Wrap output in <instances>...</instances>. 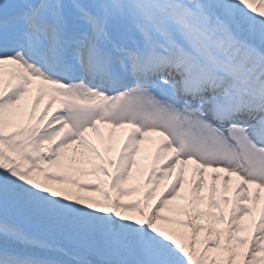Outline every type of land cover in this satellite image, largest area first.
Here are the masks:
<instances>
[{
	"label": "snow or ice",
	"instance_id": "1",
	"mask_svg": "<svg viewBox=\"0 0 264 264\" xmlns=\"http://www.w3.org/2000/svg\"><path fill=\"white\" fill-rule=\"evenodd\" d=\"M34 81L33 113L49 96L43 113L6 133L10 110ZM99 124L133 129L115 161L86 138ZM153 134L162 138L156 161L172 156L152 166L146 183L179 171L155 203V188L123 203L136 189L121 185ZM70 144L100 161L93 167L110 176L115 198L42 167ZM206 176L208 210L200 211ZM232 177L234 199H217V181L226 193ZM185 184L187 205L169 207ZM262 192L264 0H0V264H264V208L254 215Z\"/></svg>",
	"mask_w": 264,
	"mask_h": 264
},
{
	"label": "rangeland",
	"instance_id": "2",
	"mask_svg": "<svg viewBox=\"0 0 264 264\" xmlns=\"http://www.w3.org/2000/svg\"><path fill=\"white\" fill-rule=\"evenodd\" d=\"M42 103V101H41ZM41 103L39 106L36 107L35 112L33 113L34 116H32V119H35V123L37 122V119L39 118L40 112L43 113L44 108H42ZM33 105L28 104V101L26 99V96L21 99L18 105L14 106L11 110V124L6 127L5 131L6 133H10L12 131H16L21 127H24L25 124L23 123L24 121V112L28 111V109L32 110ZM52 110V108L50 109ZM49 110V111H50ZM6 117H9V112H6ZM34 125V124H33ZM86 138L92 143V145L99 151L100 155L104 158L105 161L111 159L113 161L117 160L119 155L114 157V154L111 153V147L109 145V140L106 137V135L101 136L99 138L96 133H93L92 137H90L89 134H85ZM61 137L57 136L54 140L52 141H45L44 143L50 144L51 147H54L56 142ZM146 138V137H145ZM140 144H144V140ZM112 140V139H111ZM127 140L126 137L123 138V140L119 143V149L123 146L125 141ZM161 140V139H160ZM159 140V141H160ZM159 141L156 143L155 148L151 149V152L145 155L140 154V152H137L135 160L136 163L134 164L132 170H131V175L130 178L125 181L121 187H124L126 189H136V191L133 193L131 196H124L121 197V202L123 203H128L132 202L134 200L140 199L143 201V197L145 193L148 191L152 190L155 188V191L153 193V197L151 200L148 201L149 204H153L158 200L166 191L169 185L173 182L175 179L176 174L179 171V165H177L176 169L173 170L170 176H165L163 179L159 181V184H147L146 183V178L149 172L152 169V166L155 164L156 167H162L168 159L171 158L172 153L166 152V153H161V157H164V159H161L160 161H156L155 155L157 148L159 147ZM103 145H106V150H102ZM139 145V146H140ZM60 155L58 157V163L55 165H48L44 164L42 167H44L46 170L55 172L60 175H66L72 179H75L79 181L80 183H92V184H100L101 187L105 191H109L110 194L115 198L117 196V191L114 189H111L110 184V176H104L103 173L99 172L98 170H95L93 165L94 164H99L100 161L96 160L94 158H90L89 155L82 149L80 148L77 144H70L66 148L60 149L59 150ZM107 168V171L109 174H114L115 173V166H108L107 164L104 165ZM191 165L188 166L186 170V179H191ZM43 179L42 177H40ZM232 180V179H231ZM235 183L236 180L233 179L232 183H230L228 191L225 193L223 190V183L221 181H217V199L223 194L227 195L229 200L231 201L234 199V193H235ZM210 185H211V180L206 176V184L204 188L201 190L200 195L205 197L204 202L198 203L196 205V208H198L200 211H207V197L210 194ZM54 186H59V185H54ZM71 187L70 185H67ZM188 185L185 184L184 187L182 188L180 195L177 196L176 199L171 200L169 202V207L172 206H185L188 203V199L190 198L188 192ZM72 191L77 192L78 194L82 196H89L94 199H102L100 196L99 192H90V191H84L79 188H72ZM187 197L185 199H181L180 197ZM261 203L256 206V210L254 212V215L258 218L259 217V211L261 208H264V192L261 193ZM221 207L224 209L225 215L227 216L228 213L230 212L231 209V203L228 205H221ZM213 211H216L213 209ZM162 214L164 215H169L172 219L174 220H186L187 217L184 216L182 213H169L167 210L163 212ZM197 223L204 224L205 228L201 232L197 234V240H198V248H202L203 244L202 241L207 235V225L209 221L207 218H203L201 220H198ZM168 227H178V225H166ZM213 227L217 229H222L225 227L224 224H219L213 222ZM182 231L185 232H190L188 229H181ZM239 235H247V233H239ZM224 237H221V243L224 242ZM211 255V254H210Z\"/></svg>",
	"mask_w": 264,
	"mask_h": 264
},
{
	"label": "bare ground",
	"instance_id": "3",
	"mask_svg": "<svg viewBox=\"0 0 264 264\" xmlns=\"http://www.w3.org/2000/svg\"><path fill=\"white\" fill-rule=\"evenodd\" d=\"M9 70L10 69L6 66L5 67V77H4L5 83H7L8 80H9V77L7 75V73L9 72ZM13 83H15V81H13ZM38 83H39L38 81H34L33 84L29 88V92L26 95V99L28 101H30V102H33V99H34L35 95L37 94L36 93V85ZM48 100H49V96L46 94L44 96L43 100H42V103L43 102L47 103ZM58 107H59L58 101L56 103H53L52 104V110L48 114V117H50L51 115H53L55 113V111L57 110ZM33 121H35V120H33ZM97 126L99 128V133H96V134H97V136L99 138H101V136H104V135H106V137L108 138L109 133L110 132H114V135L112 137V140L109 142V145L111 147V153L110 154L113 153L114 154V157L115 156L117 157L119 155V151H120V149H119V147H120L119 146V143L123 140L124 137L127 138L128 137V134L131 131H133L132 127L129 126V125H126L123 128H115L113 130H110V129H108L110 126L109 125H106V124H99ZM87 133L90 135V137H92L93 132L89 131ZM62 135H63V133H61V136ZM160 139H161V137H159V136L146 137L145 140H144V144H142V145L139 146V151L138 152H140V154H142V155H145V154L150 153L151 152V149L155 148L156 143H158V141ZM49 148H51L50 145H49ZM102 150H106V145H103ZM161 159H164V157H161L160 160Z\"/></svg>",
	"mask_w": 264,
	"mask_h": 264
}]
</instances>
